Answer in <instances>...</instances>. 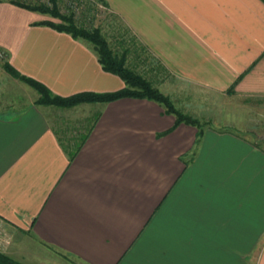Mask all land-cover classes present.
Wrapping results in <instances>:
<instances>
[{
  "label": "crops",
  "instance_id": "crops-1",
  "mask_svg": "<svg viewBox=\"0 0 264 264\" xmlns=\"http://www.w3.org/2000/svg\"><path fill=\"white\" fill-rule=\"evenodd\" d=\"M96 1L118 41L131 34L163 65L155 86L203 137L147 98L36 104L2 64L0 251L24 264H264V120L242 106L264 110V0ZM43 21L61 22L0 0V64L59 96L125 87L92 42ZM49 106L91 124L65 141ZM89 127L72 157L65 146Z\"/></svg>",
  "mask_w": 264,
  "mask_h": 264
},
{
  "label": "trees",
  "instance_id": "trees-1",
  "mask_svg": "<svg viewBox=\"0 0 264 264\" xmlns=\"http://www.w3.org/2000/svg\"><path fill=\"white\" fill-rule=\"evenodd\" d=\"M50 1L52 5L42 2H15L30 10L49 13L53 17L61 20L59 23L43 21L41 24L51 26L59 31L70 33L74 38H83L92 42L103 69L120 76L125 82V87L117 91L106 93L81 92L71 96H59L53 94L52 91L42 82L22 74L9 62L5 61L3 63V68L12 77L25 82L39 93V98L36 101V104L73 107L82 103L111 102L125 97L147 98L161 104L167 113L175 115V126H178L181 123L196 126L198 128L197 143L200 142L204 134V125L200 119L178 109L170 96L166 95L159 88L154 86L149 79L130 68L128 65L129 49H124L122 51L116 50L109 43V40L104 35L100 26L97 25L88 27L83 23L79 24L74 12L63 14L58 6V0ZM92 127H89L86 133H82L79 136L74 137V139L70 141L69 145L65 146L66 150L70 152L72 157H74L83 146L89 137ZM0 264L24 263L0 251Z\"/></svg>",
  "mask_w": 264,
  "mask_h": 264
},
{
  "label": "rangeland",
  "instance_id": "rangeland-1",
  "mask_svg": "<svg viewBox=\"0 0 264 264\" xmlns=\"http://www.w3.org/2000/svg\"><path fill=\"white\" fill-rule=\"evenodd\" d=\"M30 2L37 3V2H42V0H30ZM63 2L65 1L58 0V6L60 7L61 13L69 14L70 12H75V10L73 11V9L65 7L66 5ZM79 8L80 9L76 13L77 14L76 19L79 24L83 23L84 25L88 27L98 25L102 28V31L104 35L106 36V38L109 40V43L116 50L122 51L124 49H129L128 65L130 68H132L137 73L149 79L153 83L154 86L157 83H159L160 81L158 79L159 77H164L165 75H167V72L165 71V69H163V65L156 62L154 57L152 55H149L151 54L149 51L145 50L143 47L138 46L137 41H135L136 39L132 38L131 34H129L125 38L126 40H129L130 45H126L127 44L126 42L124 46L120 41H118V40H121V38L120 36L117 37V35H121L122 32L114 31L111 25H109L110 21L112 20L111 12L104 5H102V3L100 2L98 3V1L96 0H86L82 3V5L79 6ZM58 21H61V20L58 18ZM114 21H116V23L118 24H121L118 19H115ZM2 64L3 63L0 64V71L2 68L1 66ZM1 81H4V78H3V74H1L0 72V83ZM9 85L10 84H8L7 86ZM29 90H33V89H29ZM242 106L246 108L248 107L249 109L251 108V113H250L251 114L250 118H252L251 122H254L255 117H257L258 120H261L262 118L264 120V110L261 104H258V106H255L254 104H249L248 106L242 103ZM43 108L45 110H48V108H51L53 110H61L62 112H64L62 116H58V117L56 116L57 118L55 119L54 125L57 128V130H59L63 139H65V141L67 138L72 137V130L75 129L73 127H76V125L89 126V124H91V121H92L91 120L90 122L89 121L85 122L87 121L85 118L80 119V120L74 119L73 116L77 115L78 113L75 114L72 109L66 110L64 108H60L56 106H49V107H43ZM210 115L216 116L218 119H221V121L222 120L227 121L228 119V116L226 114H222L218 110L211 112ZM245 116L246 114L241 113V116L236 117L235 122H237L239 125L246 123ZM221 121L214 122V124L215 125L216 124L220 125L221 123L224 124V122L223 121L221 122ZM255 131L263 132L264 134V126L263 127L258 126V128H256Z\"/></svg>",
  "mask_w": 264,
  "mask_h": 264
},
{
  "label": "built area",
  "instance_id": "built-area-1",
  "mask_svg": "<svg viewBox=\"0 0 264 264\" xmlns=\"http://www.w3.org/2000/svg\"><path fill=\"white\" fill-rule=\"evenodd\" d=\"M15 1H19V2H26V3H31L30 0H15ZM65 2H63L68 8L73 9V11L75 10V14L77 13V11L80 9L79 6L82 5V3L86 0H64ZM42 3H47V4H52L50 0H42ZM77 15V14H76ZM6 58V53L4 50H0V59L4 60Z\"/></svg>",
  "mask_w": 264,
  "mask_h": 264
}]
</instances>
